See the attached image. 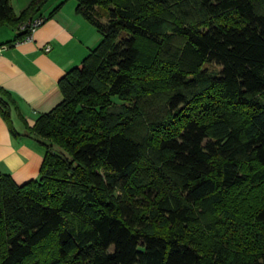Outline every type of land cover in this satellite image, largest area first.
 <instances>
[{
    "label": "trees",
    "instance_id": "1",
    "mask_svg": "<svg viewBox=\"0 0 264 264\" xmlns=\"http://www.w3.org/2000/svg\"><path fill=\"white\" fill-rule=\"evenodd\" d=\"M76 1L101 42L28 128L39 178L0 174V264H264V0Z\"/></svg>",
    "mask_w": 264,
    "mask_h": 264
},
{
    "label": "crops",
    "instance_id": "2",
    "mask_svg": "<svg viewBox=\"0 0 264 264\" xmlns=\"http://www.w3.org/2000/svg\"><path fill=\"white\" fill-rule=\"evenodd\" d=\"M18 1L21 2L17 5L12 0L17 14L31 2ZM76 8V2L66 3L36 29L31 41L23 43L15 42L18 31L14 27H0V46L3 45L0 47V88L14 101L12 120L22 135H12L0 114V174L11 175L19 185L39 178L45 157V148L27 134L28 128L61 103L60 79L81 63L98 43L93 27ZM50 13L42 10L43 17ZM9 26L11 29L7 28ZM48 46L50 51L45 50Z\"/></svg>",
    "mask_w": 264,
    "mask_h": 264
},
{
    "label": "rangeland",
    "instance_id": "3",
    "mask_svg": "<svg viewBox=\"0 0 264 264\" xmlns=\"http://www.w3.org/2000/svg\"><path fill=\"white\" fill-rule=\"evenodd\" d=\"M63 1H66V0H50L45 6H44V8H43V12H48V11H53L58 5H60ZM74 1V2H73ZM20 2L21 1H18V0H15V3L18 5V4H20ZM77 3V1L76 0H67V2H65V4L66 3ZM58 3V5H56ZM22 4V3H21ZM65 4L63 5V6H65ZM53 8V9H52ZM90 24V23H89ZM90 26H92L91 24H90ZM93 27V31L96 33V37L98 38V43H97V45L101 42V36H100V34L97 32V30H96V28L94 27V26H92ZM7 28H10L11 29V27L9 26V27H7ZM96 45V46H97ZM58 150H60V148H57Z\"/></svg>",
    "mask_w": 264,
    "mask_h": 264
},
{
    "label": "built area",
    "instance_id": "4",
    "mask_svg": "<svg viewBox=\"0 0 264 264\" xmlns=\"http://www.w3.org/2000/svg\"><path fill=\"white\" fill-rule=\"evenodd\" d=\"M46 19L44 17H38L36 19H34V21H32V23L30 24V29H31V34L28 35L22 42H18V43H23V42H27V41H31L32 40V36L33 33L36 31V29L40 26H42L45 23ZM27 26H22L21 30H24ZM46 51H50V47H46L45 48Z\"/></svg>",
    "mask_w": 264,
    "mask_h": 264
}]
</instances>
